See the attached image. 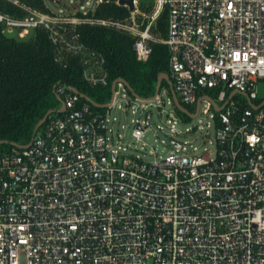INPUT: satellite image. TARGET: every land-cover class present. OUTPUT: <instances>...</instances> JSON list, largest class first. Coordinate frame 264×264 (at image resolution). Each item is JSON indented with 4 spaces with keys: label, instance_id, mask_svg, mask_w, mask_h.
Wrapping results in <instances>:
<instances>
[{
    "label": "built area",
    "instance_id": "built-area-1",
    "mask_svg": "<svg viewBox=\"0 0 264 264\" xmlns=\"http://www.w3.org/2000/svg\"><path fill=\"white\" fill-rule=\"evenodd\" d=\"M9 1L23 16L0 11L3 32L44 31L55 62L77 58L91 88L106 87L107 72L103 56L81 42L79 26L130 36L140 63L155 45L167 47L170 120L180 117L175 101L195 106V113L184 109L192 117L205 103L215 136L200 155L176 151L146 163L125 153L109 119L119 91L129 93L120 79L104 104L57 84L59 108L28 143L0 152V264H264V0H133L123 21L88 16L105 0L71 15ZM145 113L130 135L138 141L149 127Z\"/></svg>",
    "mask_w": 264,
    "mask_h": 264
},
{
    "label": "trees",
    "instance_id": "trees-1",
    "mask_svg": "<svg viewBox=\"0 0 264 264\" xmlns=\"http://www.w3.org/2000/svg\"><path fill=\"white\" fill-rule=\"evenodd\" d=\"M116 1L105 0L88 16L125 20L129 11L116 5ZM18 2L52 14L44 0ZM0 11L23 16L6 0H0ZM166 21L167 9H164L157 20V31L163 37ZM78 33L86 47L103 56L108 79L106 87L91 88L83 82L77 58L68 59L65 66L56 63L54 47L44 31H32L27 41L15 40L6 37L0 26V147L10 148V143L25 144L30 140L37 123L59 104L54 94L57 84L70 86L93 102L104 104L111 95L112 82L117 79L126 81L138 97L148 98L155 94L158 78L168 75L169 53L163 45H155L148 61L140 63L132 49L134 40L126 34L89 25L79 26ZM162 85L167 86V83L163 80Z\"/></svg>",
    "mask_w": 264,
    "mask_h": 264
},
{
    "label": "rangeland",
    "instance_id": "rangeland-1",
    "mask_svg": "<svg viewBox=\"0 0 264 264\" xmlns=\"http://www.w3.org/2000/svg\"><path fill=\"white\" fill-rule=\"evenodd\" d=\"M44 1L51 13L56 15H71V13L76 12L79 6H82L81 11L92 9L96 0ZM151 3V0H141L143 6L151 5ZM29 33V35H26L24 38H20L17 30H12L10 33L4 31L6 37L25 41L31 38L32 31H29ZM166 34L167 32H165L164 36H166ZM258 87L259 96L264 97V81H260ZM158 92L159 98L151 102V105L146 102H139L126 106L125 103L132 102L135 97L130 93L124 94L119 91L118 97L122 101L118 102L114 107V110L110 113L109 119L111 124H113V129L121 136V140L124 143L123 145L127 148L125 153L133 158H139L146 163H153L159 158H164L170 154L176 153V151H178V155L197 156L205 149L209 148L215 136L214 121L211 117L214 112L208 111L205 114L206 104L201 103L199 106V115L197 117H188L180 113L179 119L176 121V124L173 125L168 116L172 109V106L169 104L172 97L170 87L168 85H162ZM229 93L228 91V94ZM205 94L211 99L216 96L214 91L207 90ZM237 98L240 99L242 96L237 95L234 100H237ZM109 100H107V102ZM242 100L247 106L248 103L246 99L242 98ZM58 103L57 107L59 108L60 102L58 101ZM117 106H122L126 108V110L117 108ZM184 109L188 110L190 113L196 112L195 106H184ZM145 112H149L151 115L149 127L145 131L142 140L138 141L130 135L135 126V121L140 119V116ZM113 117L116 119L115 122H112ZM172 125L174 130H172ZM141 127L143 128L144 124H141ZM171 140L182 144L184 150L176 147ZM6 150H9V147H0V152Z\"/></svg>",
    "mask_w": 264,
    "mask_h": 264
},
{
    "label": "water",
    "instance_id": "water-1",
    "mask_svg": "<svg viewBox=\"0 0 264 264\" xmlns=\"http://www.w3.org/2000/svg\"><path fill=\"white\" fill-rule=\"evenodd\" d=\"M118 5L121 6V7H127L128 10L131 12L133 11L134 9V5H133V0H118ZM165 81L167 83V85L170 87V90H171V95L172 97H175L173 92H172V89H171V83L168 79V77L166 75H162L158 78V81H157V85H156V91H155V94L158 93L160 87H161V82L162 81ZM120 82L127 88L128 92L133 96V97H137L139 98L134 92L133 90L129 87V85L127 84L126 81L120 79ZM115 84H116V81H114L111 85V91L113 92L114 91V88H115ZM175 106L177 107L178 111L188 117H192L191 115H189V113L184 110L178 102L175 101ZM47 117V114L44 115V117L37 123V125L35 126L34 128V131L35 132L42 124L43 122L45 121ZM150 118V114L149 113H145L144 115V121H145V126L148 125V119ZM1 143V142H0Z\"/></svg>",
    "mask_w": 264,
    "mask_h": 264
},
{
    "label": "bare ground",
    "instance_id": "bare-ground-1",
    "mask_svg": "<svg viewBox=\"0 0 264 264\" xmlns=\"http://www.w3.org/2000/svg\"><path fill=\"white\" fill-rule=\"evenodd\" d=\"M7 2L11 3L9 0H6ZM12 4V3H11ZM57 12V11H56Z\"/></svg>",
    "mask_w": 264,
    "mask_h": 264
}]
</instances>
